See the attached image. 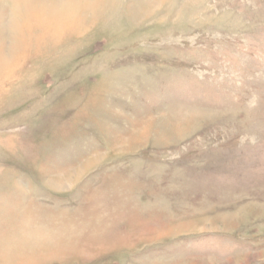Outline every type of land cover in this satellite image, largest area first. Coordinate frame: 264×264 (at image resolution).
Listing matches in <instances>:
<instances>
[{"label": "rangeland", "instance_id": "obj_1", "mask_svg": "<svg viewBox=\"0 0 264 264\" xmlns=\"http://www.w3.org/2000/svg\"><path fill=\"white\" fill-rule=\"evenodd\" d=\"M0 264H264V0H0Z\"/></svg>", "mask_w": 264, "mask_h": 264}]
</instances>
